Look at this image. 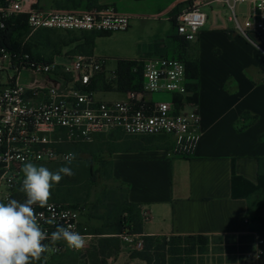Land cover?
Returning a JSON list of instances; mask_svg holds the SVG:
<instances>
[{
  "label": "crops",
  "instance_id": "0c3cea01",
  "mask_svg": "<svg viewBox=\"0 0 264 264\" xmlns=\"http://www.w3.org/2000/svg\"><path fill=\"white\" fill-rule=\"evenodd\" d=\"M99 3L132 16L127 31L95 40L93 55L105 61V75L114 73L119 61L150 57L182 54L198 64L196 102L202 132L192 155H175L170 146L120 131L94 142L108 137L112 145L106 159L113 180L127 189L130 203L148 212L142 237L251 234L252 218L264 219V49L250 45L229 22L214 17L216 12L224 16L220 7L206 9V26L186 39L183 50L174 22L186 7L184 0ZM112 62L116 66L109 73ZM99 93L126 98V92L96 91V98ZM149 99L173 97L156 94Z\"/></svg>",
  "mask_w": 264,
  "mask_h": 264
},
{
  "label": "built area",
  "instance_id": "2783aa9c",
  "mask_svg": "<svg viewBox=\"0 0 264 264\" xmlns=\"http://www.w3.org/2000/svg\"><path fill=\"white\" fill-rule=\"evenodd\" d=\"M186 7L176 19L177 34L196 36L207 24L206 9L220 7L235 34L250 45L264 49V0H184ZM38 0L0 2V30L6 22L27 15L29 37L43 29L60 31L125 32L132 16L113 7L63 10L39 7ZM63 62L36 57L25 49L0 47V202L13 199L22 186L25 163H67L74 153L66 148L92 144L98 136L120 131L127 136L171 139L175 155H192L201 139V117L196 92L190 90L186 65L165 56L144 59L143 86L126 92V98L102 101L93 83L105 72V61L94 55L65 56ZM28 75L24 83L23 74ZM116 77L115 72L111 74ZM168 94L170 101L149 96ZM41 227L49 236L57 225L72 226L86 240L82 249L64 241L45 240L48 251L41 259L81 252L93 236L82 231L80 211L72 205L50 202L34 206ZM144 220L148 212L142 213ZM249 223V220L246 221ZM254 252L257 264L264 260V238L256 231ZM118 237L133 250L144 247L142 235L125 231Z\"/></svg>",
  "mask_w": 264,
  "mask_h": 264
},
{
  "label": "rangeland",
  "instance_id": "374dc122",
  "mask_svg": "<svg viewBox=\"0 0 264 264\" xmlns=\"http://www.w3.org/2000/svg\"><path fill=\"white\" fill-rule=\"evenodd\" d=\"M45 1L40 0L38 3L45 7L52 6ZM214 17H218L221 22H228L220 12H216ZM29 33L30 30L26 26L15 36L14 41L17 44L24 41L26 44L30 43L35 55L43 56L51 61L56 59L58 62H63L65 56L86 55L87 48L83 46V38L89 32L41 31L36 33L32 39H28ZM141 34L139 33V35ZM176 58L178 59L179 57ZM115 66V62L110 64L109 73ZM102 76L106 80L111 78V75L104 74L98 76L99 80L102 79ZM27 80L28 75L24 73L22 81L26 83ZM97 98L103 101H116L121 97L117 94L99 93ZM143 139H148L153 144L159 143L164 146H170L172 152V146L165 137L155 139L143 137ZM111 145L108 137H105L100 143L83 146L84 148L93 149L95 151L94 157L86 153H77V150L82 146L66 148V150H71L76 154V159L71 165L77 162H86L87 160L94 161L95 181L87 180L83 174L78 173L70 178L64 176L51 189L49 203H65L77 208L80 211L82 226L86 227L89 233H92L95 229L107 227V215L114 209L113 206L122 201L123 191L121 186L109 179L106 169L101 165V162L106 159V153L111 148ZM36 165L45 166L50 171L55 172L60 167L65 166L66 163H39ZM20 188L21 186L18 187L13 199L23 202L25 195L20 191ZM101 217L104 220L98 219ZM252 221L253 229L251 230H255L259 236L264 238V219L254 217ZM92 236L81 252L67 253L52 258L48 257L45 261L50 262V264H146L134 257L135 252H138V250H133L123 244L118 237H116V240H119V248H117L115 241H111L112 239L109 235ZM155 247L165 249L167 252L171 249L174 250L175 255L172 258L167 256V261L175 262L176 264L181 262H184V264H257L252 254L254 252V236L252 234L244 236H214L207 237L204 240L200 238L190 239L188 237L180 239L167 238V240L160 238ZM143 249L139 251H143ZM162 252L158 251V255L163 254ZM152 254L155 259L152 264H161L157 261V253ZM259 264H264V260H261Z\"/></svg>",
  "mask_w": 264,
  "mask_h": 264
},
{
  "label": "trees",
  "instance_id": "16d2710c",
  "mask_svg": "<svg viewBox=\"0 0 264 264\" xmlns=\"http://www.w3.org/2000/svg\"><path fill=\"white\" fill-rule=\"evenodd\" d=\"M4 0H0L3 2ZM40 2V0L38 1ZM39 7H45L38 5ZM47 8H55V9H63V10H90V9H104V6H101L99 0H53L52 7ZM28 16L27 15H19L11 18L6 22L5 28L0 30V47H5L9 50H19L22 46V43H15V36L20 33L27 25ZM176 27V22H174ZM41 31H60V30H50L43 29L33 33L28 39H32L34 35ZM30 34V33H29ZM110 32L104 31H92L86 35L83 40L85 46L87 48L86 55H93L95 40L99 37H105L110 35ZM187 40L185 37L179 39V44L182 49H185V44ZM25 49L27 52L33 54L36 57L38 56L33 53L32 45L26 44ZM178 59L183 61L186 65V75L189 80L190 90L197 92V80H198V64L197 62L187 60L184 55L179 54ZM262 69L264 70V63L262 64ZM143 64L140 61H119L117 65V69L115 71L116 77L110 78L106 80L103 76L102 79L95 81L93 86L94 91H105V92H128V91H139L143 86ZM197 101V95L194 98ZM82 146V147H81ZM77 150V153H86L94 157V150L88 147V144L81 145ZM103 168L106 169L109 179L113 182L111 167L112 164L107 159L101 162ZM94 161L87 160L86 162H77L69 167L72 168L75 174L81 173L85 176L87 180L95 181V171H94ZM70 178L71 176H67ZM116 183V182H115ZM120 185V184H118ZM123 191L122 201L119 202L116 206H113L114 209L109 212L106 217V221L108 226L101 229H95L92 233L88 232L86 227L82 226V231L89 235H109L112 239L111 241L116 242L117 248H119V240H116L119 234H122L125 231H129L131 233L142 234V226L144 222V218L142 215V211L139 206L132 204L127 199V189L120 185ZM113 194V192H112ZM16 198V196H15ZM100 220H104L103 217L98 218ZM131 228V230H129ZM119 238V237H118ZM180 239L182 237H170ZM188 238H200L205 239L206 236H188ZM120 239V238H119ZM160 239V237H142L144 249L143 251L135 252L134 257L142 260L146 264H152L154 259V255L152 253H157L156 257L158 258V263L161 264H176L175 262L167 261V256L173 257L175 255L174 250H169V252L165 251V249H159L155 247V244ZM163 240H167V238H162ZM121 241V240H120ZM118 242V244H117ZM122 242V241H121ZM158 251H163L161 255H158ZM73 253V252H69ZM68 253V254H69ZM104 255V254H103ZM61 256V255H60ZM56 257V256H53ZM52 258V257H50ZM34 264H50V262H46L44 259H40L39 261L34 262ZM179 264H184L181 262Z\"/></svg>",
  "mask_w": 264,
  "mask_h": 264
},
{
  "label": "clouds",
  "instance_id": "9594fccd",
  "mask_svg": "<svg viewBox=\"0 0 264 264\" xmlns=\"http://www.w3.org/2000/svg\"><path fill=\"white\" fill-rule=\"evenodd\" d=\"M67 162L55 172L45 166L27 162L22 168L23 180L20 191L24 193L23 202L9 199L0 202V264H34L48 251L45 240L55 243L64 241L75 250L82 249L85 237L67 227L57 225L54 232L49 233L41 227L34 206L44 208L49 205L51 189L64 176L75 173L69 165L76 159L75 153L64 157Z\"/></svg>",
  "mask_w": 264,
  "mask_h": 264
}]
</instances>
